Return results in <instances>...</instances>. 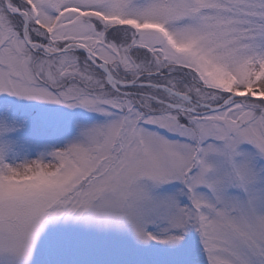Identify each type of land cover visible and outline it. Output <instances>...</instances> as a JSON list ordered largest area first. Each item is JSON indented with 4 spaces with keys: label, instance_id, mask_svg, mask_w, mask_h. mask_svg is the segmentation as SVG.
Returning <instances> with one entry per match:
<instances>
[{
    "label": "snow or ice",
    "instance_id": "1",
    "mask_svg": "<svg viewBox=\"0 0 264 264\" xmlns=\"http://www.w3.org/2000/svg\"><path fill=\"white\" fill-rule=\"evenodd\" d=\"M0 264H264V0H0Z\"/></svg>",
    "mask_w": 264,
    "mask_h": 264
}]
</instances>
